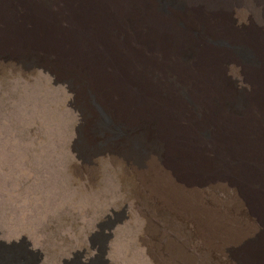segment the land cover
I'll use <instances>...</instances> for the list:
<instances>
[{
  "label": "bare ground",
  "instance_id": "1",
  "mask_svg": "<svg viewBox=\"0 0 264 264\" xmlns=\"http://www.w3.org/2000/svg\"><path fill=\"white\" fill-rule=\"evenodd\" d=\"M171 2L0 0V56L41 53L79 72L128 133L141 129L145 154H121L146 165L140 177L162 215L264 264V0ZM235 9L253 14L250 27L236 28ZM227 64L253 89L240 104L225 92ZM208 186L236 197L208 199Z\"/></svg>",
  "mask_w": 264,
  "mask_h": 264
},
{
  "label": "rangeland",
  "instance_id": "2",
  "mask_svg": "<svg viewBox=\"0 0 264 264\" xmlns=\"http://www.w3.org/2000/svg\"><path fill=\"white\" fill-rule=\"evenodd\" d=\"M253 18L234 10L239 31ZM12 59L0 56V264H255L238 243L210 248L195 222L162 215L140 177L146 165L121 154H145L141 129L128 133L84 76L41 53ZM224 81L235 104L253 93L234 64ZM205 191L223 204L236 197Z\"/></svg>",
  "mask_w": 264,
  "mask_h": 264
}]
</instances>
